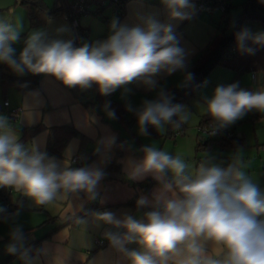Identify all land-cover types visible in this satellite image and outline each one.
Wrapping results in <instances>:
<instances>
[{
	"label": "clouds",
	"instance_id": "1",
	"mask_svg": "<svg viewBox=\"0 0 264 264\" xmlns=\"http://www.w3.org/2000/svg\"><path fill=\"white\" fill-rule=\"evenodd\" d=\"M160 4L166 21L152 12L137 16L131 25L113 18L106 39L80 46L73 39L61 38L65 27L57 28L55 35L35 29L18 54L13 45L20 42L23 28L10 13L0 17V64L18 76L52 77L69 89L83 91L95 85L104 97L118 89L127 94L130 85H141L155 91V98L142 100L138 107L125 105L136 116L139 133L148 135L149 126L161 135L168 126L179 130L189 123L192 113L173 103V95L158 84V77L182 72V86L195 79L187 71L189 54L181 46L174 22L193 18L196 6L192 0H160ZM234 38L242 54L264 49V31L245 26ZM25 108L29 123L39 119L32 107ZM202 108L210 118L208 135H215L251 111L264 114V90H245L238 83L218 85ZM104 111L109 119L116 118L110 101H105ZM101 143L108 150L116 137ZM140 151L142 158H129L124 171L131 181L147 176L156 181L150 194H141L135 201L137 209L148 210L140 218L127 212L119 217L112 211L95 214L98 222L115 229L106 231L105 238L127 264H264V192L246 171L241 150L230 156L226 167L206 153L190 165L185 157L155 145H145ZM71 157V148L65 149L59 161L34 144L20 143L9 118L0 114V188L20 193L39 206L80 192L96 199L105 172L95 165L73 168ZM18 216L19 210L8 214L0 206V222L11 224L6 252L23 264H32L23 225L15 223ZM133 243L138 247L129 249L127 245Z\"/></svg>",
	"mask_w": 264,
	"mask_h": 264
},
{
	"label": "crops",
	"instance_id": "2",
	"mask_svg": "<svg viewBox=\"0 0 264 264\" xmlns=\"http://www.w3.org/2000/svg\"><path fill=\"white\" fill-rule=\"evenodd\" d=\"M37 1L46 11H52V9L59 7L64 0ZM244 1L231 0L229 11L232 12L234 5H240ZM192 2L197 9L201 0H192ZM124 3L123 16L119 20L121 23L131 25L136 22L137 16L147 12L157 14L161 21L167 19L160 0H126ZM18 4H9L8 7L11 8L10 13L13 18L17 11L18 20L21 21V18H23V8L21 6L23 5ZM17 6L20 7L17 8ZM92 8L90 5V11L79 16V26L83 29L87 43L106 39L110 34L109 25L111 20L117 18L116 10L112 6H108L100 15H94ZM106 10H111L112 19L107 20L105 18L103 13ZM90 14L92 15L90 16ZM224 18H222L221 11L213 8L211 12L204 10L201 13L196 12L193 18L189 20L174 22L176 23L175 31L180 37L181 46L189 54L187 63L193 55L203 49L212 35L221 28V21ZM28 19L26 17L25 21L22 20L23 29L27 27ZM45 19L42 24H38L42 29L50 35H55L57 28L65 27L67 31L61 38L69 39L70 22L65 14H54V16ZM26 37L27 35L25 39ZM23 46L24 44L13 45L17 50V54ZM209 73L197 95L187 103H182L192 115L189 123L185 125L182 135H177L175 138H166L161 134L157 137L149 134H137L132 130L133 127H136L137 120L128 128L117 115L115 119H109L105 114L103 102L95 101L93 104L88 102V100L94 99L96 95L94 86L83 91L79 88L69 89L52 77L44 75H39L36 89L24 93H20L12 86L6 87L0 84V114L4 115L7 108H21L17 119L11 121L17 130L19 140L22 137L23 128L42 125L38 132L23 141L22 144L25 146L34 144L40 151L47 152L49 128L61 125L73 126L78 135L71 136L68 139L59 156H50L63 161L65 149L67 148H71L72 157L76 154L88 153L89 157L83 166L95 165L101 167L106 176H109H105L101 181L97 189V197L94 200L88 199L85 193L80 192L61 197L48 205L39 206L22 194L10 191L12 206L7 209V212L12 214L19 210V216L15 218V223L23 225L27 237L26 246L32 249L30 255L34 257L32 264H127V261L110 246L105 238V232L112 230L111 226L98 222L95 214L100 211H112L119 217L127 212L140 218L143 212L148 210L137 209L135 201L141 194H150L156 186V181L145 189L142 182L147 178L152 179L151 176H147L139 182L131 181L127 179L124 171L125 162L129 158L137 160L142 158L143 154L140 149L145 145H155L159 149L169 151L170 154L181 155L187 159L190 165L197 164L206 153L215 157V161L221 163V166L224 167L230 162V156L237 150H241L246 171L253 178L254 183L264 192V121L255 120L256 116L264 114L251 111L233 124L235 130L242 134L243 143L241 145L225 149L213 147L207 151H196L198 122L204 115L202 104L205 98H211L215 87L231 82L234 76L232 69L221 66H216ZM183 75L182 72H176L170 76L161 75L158 77V84L164 86L168 91L173 88L178 89L182 86ZM235 83H238L240 88L249 91L264 90V71H242ZM129 88L131 91L127 94H123V90L118 89L114 92V98L126 104L130 103L133 107H138L144 99L155 98V91H148L141 85L133 84ZM33 93L36 94L35 97H33ZM5 101L8 102L7 107L4 105ZM26 105L39 113V119L34 123H29L26 119L28 114L25 108ZM129 116L130 114H128ZM91 117H95L94 123L90 122ZM111 136L116 137V143L106 150L101 141ZM97 148H99V151H97ZM116 150L119 151L117 155ZM72 157L70 166L73 168L82 167L72 162ZM112 160L117 163L118 167L108 169L107 164ZM129 201L134 203L131 204ZM4 204V200L0 198V206L5 207ZM92 205L104 206L105 209L87 214L75 226L57 228L68 218L74 216L75 213ZM51 218H54V220H50ZM10 227V223L0 222V262H4L9 256L6 252V246L10 242ZM54 229L55 231L51 232ZM48 233L50 235L46 236ZM44 236L46 237L43 238ZM39 239L40 242L36 248V240ZM127 247L136 249L138 246L133 243L127 245ZM5 264H23V262L16 256Z\"/></svg>",
	"mask_w": 264,
	"mask_h": 264
},
{
	"label": "trees",
	"instance_id": "3",
	"mask_svg": "<svg viewBox=\"0 0 264 264\" xmlns=\"http://www.w3.org/2000/svg\"><path fill=\"white\" fill-rule=\"evenodd\" d=\"M114 1L115 0H88L87 5L93 6L92 13L94 15H100L104 9H106L108 6H112L114 10H116L117 18L120 20V18L123 16L122 14L125 4L124 2L126 0ZM20 4L27 9L30 27H33L37 24H42L46 20L45 18L54 16V14H64L61 10V6L52 9V11H46L43 7H41V4H39L37 0H20ZM229 8L230 6L227 9L225 18L221 21V28L218 29V31H216L214 35H212L211 39L203 47V49L199 50L195 55H193L187 63V71L194 73L195 79L188 86H181L178 89L173 88L169 91L174 97L173 103H187L190 99H192V97L197 95L201 88V85L204 83V81L207 80L208 75L210 74L209 72L216 68V66L225 67L227 69L229 68L234 72V76L231 82L220 84L224 86L235 83L238 75L242 71H264V49H259L254 55L242 54L237 51L234 38L237 31H239L242 27H248V25L252 21L258 22L262 28V31H264V2H262V0H245L240 4V9L236 15H232V12L229 11ZM38 80L39 75L28 73L23 76H18L14 74L6 65H0V84L6 87L12 86L20 91V93L36 89L38 87ZM94 89L96 90L95 85ZM95 101H101L104 104L105 101H110L111 107L115 110L117 117L121 119V121L128 128H130L132 126V123L136 121V116L134 115V113H130L129 111H127L125 108L126 103L117 101L114 98V93H112L110 96L104 97L101 96L96 90L94 99L88 100V102L93 104L95 103ZM128 114H130L129 117ZM198 123V125L209 124L210 118L206 115H203ZM231 126L233 127V130L236 131L235 127L233 125ZM41 128L42 125L23 128V134L19 142L22 143L23 141H26ZM184 130L185 126L179 130L172 129L170 126H168L163 136H165L166 138H175V136H177L175 135L176 131H179L178 135H182ZM148 134L157 137V135H159L160 133L156 132L154 128L149 126ZM74 135H78V132L75 128H73V126L70 125H61L59 127L55 126L49 128L47 153L49 155L59 156L61 154L60 152L68 142V139ZM197 140V145L195 146L196 151H207L213 147H216L218 149H225L227 147L238 146L243 143L242 135L240 137H228L227 134H218L217 136H203L198 133ZM116 151L117 155L119 151ZM117 167L118 165L114 162V160L109 161L107 164L108 169H114ZM153 182L154 180H152L151 178H147L142 182V184L143 186H145V189H147V187H149V185ZM10 190L11 189L0 188V198L6 201H10ZM129 203L133 204L134 202L129 201ZM99 209L103 210L105 209V207L100 205H92L86 207L81 211L75 213V215L71 218H68L57 228L63 226H75V224L82 218L87 216V214L96 212ZM50 220H54V218H51ZM53 231H55V229L51 232ZM50 233H48L46 236L50 235ZM46 236H44L43 238H45ZM39 242L40 239L36 240V248ZM15 257L16 256L9 255L4 260V262L8 263Z\"/></svg>",
	"mask_w": 264,
	"mask_h": 264
},
{
	"label": "built area",
	"instance_id": "4",
	"mask_svg": "<svg viewBox=\"0 0 264 264\" xmlns=\"http://www.w3.org/2000/svg\"><path fill=\"white\" fill-rule=\"evenodd\" d=\"M117 1V0H115ZM114 1V2H115ZM88 0H64L61 2V10L65 14V16L69 19L70 22V37L69 39H73L76 46H80L82 43L87 42L83 36V31L79 26V16L82 14H86L89 12V5ZM231 4V0H201L200 4L198 5L196 12L201 13V11H207L211 12L213 8H217L219 11H221L222 18L226 16L227 9ZM4 105L7 107L8 102L5 101ZM21 111L20 107L15 108H7L4 115H6L9 118V121H15L17 117L19 116V113ZM255 120L257 121H264V116L258 115L255 117ZM210 130V123L206 125H199L198 126V133L203 136H217L218 134H227L228 137L235 136L240 137L242 134L238 131H234L232 126H229L226 129H223L215 135H208V132ZM179 131L175 132V135H178ZM89 154L83 153V154H76L72 157V162H74L76 165L83 166L85 161L88 159ZM11 191V190H10ZM4 205L7 209L11 208L12 203L11 201L4 200ZM0 264H5L3 262H0Z\"/></svg>",
	"mask_w": 264,
	"mask_h": 264
},
{
	"label": "rangeland",
	"instance_id": "5",
	"mask_svg": "<svg viewBox=\"0 0 264 264\" xmlns=\"http://www.w3.org/2000/svg\"><path fill=\"white\" fill-rule=\"evenodd\" d=\"M17 1H18V3L20 2V0H0V17H5V16H8L9 14H10V12H11V8H9L8 7V5L9 4H18L17 3ZM18 5H21V4H18ZM20 6H17V8H19ZM22 8H23V18H21L23 21H25L24 19H26V17H27V19L29 18V16H28V12H27V9L24 7V6H21ZM93 7V6H92ZM21 8V9H22ZM239 9H240V5H234V7H233V10H232V15H236L237 13H238V11H239ZM25 10V11H24ZM15 16H14V19H19V16H18V14H17V11L15 12V14H14ZM92 14H90V16H91ZM103 15L105 16V18L107 19V20H109V19H112V16H111V10H106L105 11V13H103ZM20 19V20H21ZM22 20H21V22H22ZM248 27L249 28H251L254 32L255 31H262V28H261V26L259 25V23L258 22H251L249 25H248ZM35 29H42V27L41 26H39L38 24L37 25H35V26H33V27H30V22H29V19H28V25H27V27H24V29H23V31L21 32V40H20V42H18V43H16L14 46H16V45H18V44H24L23 42H24V40H25V36L26 35H28V33L30 32V31H32V30H35ZM23 33H24V35H23ZM135 133H137V134H139V131H138V126H137V124H136V127L134 128L133 127V129H132Z\"/></svg>",
	"mask_w": 264,
	"mask_h": 264
}]
</instances>
